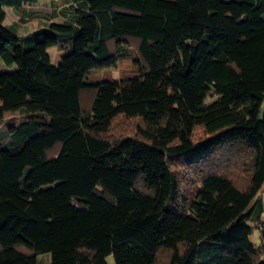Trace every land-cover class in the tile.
<instances>
[{
    "label": "trees",
    "instance_id": "16d2710c",
    "mask_svg": "<svg viewBox=\"0 0 264 264\" xmlns=\"http://www.w3.org/2000/svg\"><path fill=\"white\" fill-rule=\"evenodd\" d=\"M38 2L0 0V124L19 118L0 264H264V0H62V22L5 24Z\"/></svg>",
    "mask_w": 264,
    "mask_h": 264
},
{
    "label": "rangeland",
    "instance_id": "374dc122",
    "mask_svg": "<svg viewBox=\"0 0 264 264\" xmlns=\"http://www.w3.org/2000/svg\"><path fill=\"white\" fill-rule=\"evenodd\" d=\"M58 1V5L56 6V8L54 9V5L53 0H39V2L35 5V6H28L26 5V11L27 12H33L35 15L28 19V17H25L24 21L20 20V16L16 15L15 12H12L10 10H8V16L7 19L5 21L6 25H17L18 26V31L20 33H25V32H29V31H33L39 27H43L45 26V23L47 22H62L64 20V15H63V10L64 8L62 7V5L59 3L62 2V0H57ZM223 1H233V0H223ZM55 12L58 13L54 14ZM54 17H51L53 16ZM132 46L129 49V53L132 59H139V54H138V42L139 40L137 38L134 39H130ZM110 47L111 50L114 52L115 51V47H114V43L110 42ZM49 53L51 55V58L53 59V62L55 64H60L63 55L61 53H59L56 49L51 48L49 50ZM131 60V59H130ZM133 61H122L119 63V65L117 66V68L115 69H102V70H94L91 75L89 76L88 80L89 83L91 84H96V83H100L102 81L105 80H118L120 79L121 75L123 72H128V71H132L133 68L136 69L137 73L139 74V66L135 65ZM16 68L15 67H7L2 60L0 59V72H10L13 73V71H15ZM94 93H95V89L93 88H89L88 90H86L85 93L82 94V106H83V110L85 111V114H87V111H90L92 103H93V99H94ZM264 114V100L262 102V106H261V111H260V117H262ZM19 122V118L18 115H8L7 116V122L6 123H1L0 124V129L2 126H9V127H13L15 125H17ZM6 142L5 141V137H1L0 136V143ZM100 189V188H99ZM257 201H261L263 203V207H264V188L261 190V192L258 194L257 198H256V202ZM254 215V214H253ZM264 219V217H263ZM248 224L250 226H254L255 222H253L252 220L248 221ZM251 241L259 246L260 245V237H259V232L258 230H254V233L251 237ZM49 259H51V254H43L40 255L38 257V261L39 263H45L47 262L46 260L49 261ZM107 263L108 264H115V260H114V256L110 255L107 259ZM198 264H201V262H198Z\"/></svg>",
    "mask_w": 264,
    "mask_h": 264
},
{
    "label": "crops",
    "instance_id": "0c3cea01",
    "mask_svg": "<svg viewBox=\"0 0 264 264\" xmlns=\"http://www.w3.org/2000/svg\"><path fill=\"white\" fill-rule=\"evenodd\" d=\"M24 6H26V5H24ZM22 34H24V33H22Z\"/></svg>",
    "mask_w": 264,
    "mask_h": 264
}]
</instances>
